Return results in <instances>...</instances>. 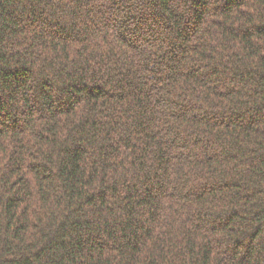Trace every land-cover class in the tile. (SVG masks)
Listing matches in <instances>:
<instances>
[{"label":"trees","instance_id":"obj_1","mask_svg":"<svg viewBox=\"0 0 264 264\" xmlns=\"http://www.w3.org/2000/svg\"><path fill=\"white\" fill-rule=\"evenodd\" d=\"M0 264H264V0H0Z\"/></svg>","mask_w":264,"mask_h":264}]
</instances>
